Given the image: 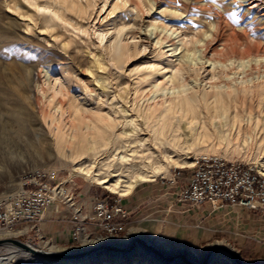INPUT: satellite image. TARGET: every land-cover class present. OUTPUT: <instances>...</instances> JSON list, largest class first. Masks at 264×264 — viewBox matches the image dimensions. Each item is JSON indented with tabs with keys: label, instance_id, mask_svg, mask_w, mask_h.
<instances>
[{
	"label": "rangeland",
	"instance_id": "obj_1",
	"mask_svg": "<svg viewBox=\"0 0 264 264\" xmlns=\"http://www.w3.org/2000/svg\"><path fill=\"white\" fill-rule=\"evenodd\" d=\"M262 13L264 0H0V201L7 200L21 190L22 177L37 168L57 172L58 181L63 182L66 193L73 200L76 195L83 197L84 191L87 196H104L110 192L74 171L72 161L77 159L66 157L70 152L68 138L73 135L72 128H76L77 124L73 109H77L80 118L88 124L77 130L84 140L91 139V135L99 131L91 120L95 115H108L116 122L107 151L94 157L91 150H88L86 155L81 156L82 162L93 166L94 170L102 174L111 171L107 165L112 160L111 153L119 151L117 146L120 143L116 138L118 133L138 128L131 143V150H139L136 157L143 149L146 152L143 146H139L140 143L147 138L151 143L154 142L153 132L148 129V125H144L138 113L147 103L161 98L159 93L149 91V83L157 82L172 88L173 75L179 76L176 74L178 57L170 55L168 47L155 43V30H151V25L159 26L156 32L161 26L173 31L172 37L178 36L174 38L175 42L178 39L188 42L200 40L212 33L213 26L221 19L227 23L224 27L226 32L235 33L239 37L247 33L248 41L259 42L264 48ZM217 46H220V42ZM122 53L121 61L117 62V55ZM206 55L210 56V52ZM96 61L101 63V68L96 69ZM208 65L205 63L200 69L188 70L181 84L202 89L222 81L224 74L213 82L212 78L217 74ZM231 71L240 72L236 68ZM263 71L251 68L246 71L250 75L243 74L242 80L256 76L257 72L262 74ZM240 77L236 78L237 83ZM251 81L255 83L256 79ZM245 103V115L251 110L255 122L264 109V100L260 101L253 96ZM58 106L63 113L57 109ZM242 123L240 128L245 137L252 134L251 137L255 138V132L259 135L263 128L261 120L258 126L247 121L245 124V120ZM57 125L68 141L58 142ZM213 141L211 139L207 147L203 146L195 152L189 151L188 154H185L188 152L185 145L180 147L184 148V152L170 148L166 151L180 162L186 157L193 161L201 156H217L256 167L257 147L251 145L249 150H237L234 146L239 141L232 142L233 145L229 147H215ZM82 144L86 142L80 141L78 146ZM156 160L157 157H152L155 164ZM93 161L95 164H91ZM178 169L184 174V179L180 181H184L192 166H170L164 177L158 176L152 182L169 180ZM126 172L121 174L122 179L135 173ZM112 173L119 174L118 171ZM116 178L110 176V179ZM147 183L139 182L134 188ZM123 198L121 196V202ZM39 235L16 239L26 244V241L37 244V247H32L41 251L64 253L86 251L83 239L98 237L118 240L112 243L115 247L127 249L134 245L137 248L141 245L133 244V238L139 237L163 255L183 254L192 264H233L220 250L206 259L207 252L219 245L231 248L243 264H264V252L243 253L222 238L211 239L207 244L195 248L166 246L159 238L146 235L135 221L128 222L126 228L114 237L91 230L88 236L81 235L78 240L71 239L69 243L53 242ZM9 238L4 235L0 239ZM107 254H111V251L102 249L85 256L102 257ZM0 264L75 263L37 257L12 244H3L0 245ZM165 264L186 263L182 258H177L165 261Z\"/></svg>",
	"mask_w": 264,
	"mask_h": 264
},
{
	"label": "bare ground",
	"instance_id": "obj_2",
	"mask_svg": "<svg viewBox=\"0 0 264 264\" xmlns=\"http://www.w3.org/2000/svg\"><path fill=\"white\" fill-rule=\"evenodd\" d=\"M249 8L252 9V7ZM261 16H264V13H262ZM151 26V30H155V43L159 46L163 45V47H168L167 51L170 52V55L178 57L176 74L179 75H173L172 88L164 87L157 82H150L149 91L151 93H159V98H161L160 100H153L147 103V106L138 112L144 125H148V129L153 132L154 142L152 141L151 143L147 138L143 143H140L139 146H143L146 152L144 153L143 149L141 154L136 157L135 155L139 150H131L132 138L137 134L136 130L138 128L135 127L136 125L133 126L135 128L130 132L123 130V132L118 133L116 138L119 141L118 143H120V145L117 146L119 151H115L114 154L111 153L112 160L108 163L107 169L111 168V171H118L119 174L112 173L111 175V171L109 170L102 174L100 171L94 170L93 166H87L82 162L81 156L84 154L86 155L88 150H91L94 157L107 151L112 140L116 122L108 115H95L91 120L92 123L96 125V130L99 131L93 133L90 137L91 139L84 140L81 139V134L77 132V130L81 128L82 125L87 127L88 124L80 118L77 109H73L77 124L75 125L76 128H72L73 135L68 138L70 152L66 154L67 158L74 157L75 160L77 159V161H72V169L85 179L91 180L108 191L116 193L119 196H126L137 183L151 182L158 176L164 177L168 173L170 166L194 165L196 159L190 161L188 160L189 158L185 156L186 158H184V161L180 162L169 155L166 151L167 148L173 151L180 149L181 152H184L185 148L188 151L185 154H188L190 153L189 151L195 152V150H201L203 146L207 147L209 141L213 139V145L215 147H229V145H233L232 142L234 141H239L234 146V149L237 148V150H249L251 145H253L254 148L257 147L258 158L257 161H255L256 167L264 175V109L258 114L259 116L255 122L253 121L251 110L245 115V102L249 100V97L252 98L256 96L260 101L264 100V71L262 74L257 72L256 76L242 80L243 74L244 76L250 75V72L248 73L246 71H249L251 68L264 70V48L259 42L248 41L247 33H245L243 37H239L235 33L226 32L224 27L227 26V23L223 22L221 19H218L213 26L212 33L200 40H190L188 42L183 39H178L177 42H175L174 38L178 36L172 37L174 32H170L169 29L164 26H161L158 32L156 31L159 29V26H155L154 24ZM164 31V35L159 37ZM152 33L153 32H151V34ZM209 36L210 38L207 39ZM218 42H220L219 47L217 46ZM177 51L179 52L176 53ZM182 52L183 54H181ZM198 52L200 54L196 55ZM208 52H210V56L206 55ZM179 54L180 56H178ZM122 57L123 53L118 54L116 61L118 62ZM205 63H208V66H212L213 70L216 71L215 75H217L212 78L213 82L221 78L223 76H221V74H224V79L222 78L223 80L219 83L214 82L213 84H209L208 88L203 87L202 89L187 87V85L181 84V79L188 70L194 71L195 69H200L204 67ZM95 67L96 69L101 68V63L96 61ZM152 68L153 67H151V70ZM232 68H236L240 72H233L231 71ZM91 72H93L92 68ZM240 73L242 74L241 77L239 76ZM235 75H237V77H235ZM239 77L241 79L237 83L236 78ZM253 78L256 79L255 83L251 81ZM50 103L49 100L48 105H50ZM57 109L61 111L60 106H58ZM244 120L245 124L247 121L248 123H255V126H258L261 120L263 125L261 133L259 135L256 134L257 128L255 130V138L251 137L252 134L248 137L246 135L245 137L240 128ZM56 127L58 142L65 141L67 139L66 136L62 135V130L58 125ZM76 139L78 140L77 143H75ZM80 141H85L86 144L78 146ZM182 145H185L184 148H180ZM59 146L58 144V147ZM58 151H60V149H58ZM129 151L132 152L129 153ZM111 155H109L108 158H110ZM154 156L158 158L156 164L152 161V157ZM91 164H95V161ZM101 167H103V165H101ZM139 169L140 172L136 173ZM125 171H132L135 173L132 176H128L127 179H122L121 174ZM110 176H116L117 178L110 179ZM2 236H4V234ZM114 241L118 240L100 237L96 239H83V248H85L86 251H91L89 254L103 248H117V250H110L111 254L102 257L93 255L84 256L74 263L165 264V261H163L164 259L150 247L140 244L141 246L137 248H134L133 245L127 249H123L113 246L112 243ZM49 248L57 250L54 246H49ZM26 252L30 253L28 251Z\"/></svg>",
	"mask_w": 264,
	"mask_h": 264
},
{
	"label": "built area",
	"instance_id": "obj_3",
	"mask_svg": "<svg viewBox=\"0 0 264 264\" xmlns=\"http://www.w3.org/2000/svg\"><path fill=\"white\" fill-rule=\"evenodd\" d=\"M181 175L182 171L178 169L175 176ZM22 179L21 190L0 201V237L3 234L10 238L39 237L40 220L47 206L56 201L74 206L72 197L68 196L54 170L37 168ZM176 200L196 209L209 203L214 210L231 207L257 210L264 215V175L252 164L201 156L192 166L187 183L178 191ZM127 215L121 196L108 192L94 200L89 213L73 208L72 239L88 236L91 230L106 236H118L126 228Z\"/></svg>",
	"mask_w": 264,
	"mask_h": 264
},
{
	"label": "crops",
	"instance_id": "obj_4",
	"mask_svg": "<svg viewBox=\"0 0 264 264\" xmlns=\"http://www.w3.org/2000/svg\"><path fill=\"white\" fill-rule=\"evenodd\" d=\"M183 177L182 173L166 181L136 186L121 202L128 212L125 224L138 222L146 235L159 238L166 246L195 248L211 239L222 238L243 253L264 252V215L261 212L231 207L214 210L209 203L198 209L191 208L188 203L176 200L178 191L188 180L180 181ZM102 196H87L84 191L83 197H74V206L68 202H53L41 217V234L53 242L70 243L73 208L89 213L94 200Z\"/></svg>",
	"mask_w": 264,
	"mask_h": 264
},
{
	"label": "water",
	"instance_id": "obj_5",
	"mask_svg": "<svg viewBox=\"0 0 264 264\" xmlns=\"http://www.w3.org/2000/svg\"><path fill=\"white\" fill-rule=\"evenodd\" d=\"M6 243L19 246L22 249L30 252L31 254H33L37 257H42V258L51 259V260H55V261L64 260V261H68L71 263L77 262L79 258H82L91 252V251L64 252V253L47 252V251L38 250L37 248H34V247L30 246L29 244H26V243H24V242H22L16 238H9L6 240H0V245L6 244ZM134 243H139L143 246L150 247L151 249L155 250L165 261H173L177 258H182L186 264H192L191 260L183 254L169 255V256L163 255L160 251L156 250L150 244H148L146 241H144L143 239H141L139 237L133 238V244ZM103 249H107V250H111V251L117 250V248H103ZM99 250H102V249H99ZM218 250L224 252V254L229 259H231L233 264H243L231 248L226 247V246H219V245L212 247L207 252L206 259H208L211 255H213L214 252H216ZM92 251H94V250H92Z\"/></svg>",
	"mask_w": 264,
	"mask_h": 264
},
{
	"label": "snow or ice",
	"instance_id": "obj_6",
	"mask_svg": "<svg viewBox=\"0 0 264 264\" xmlns=\"http://www.w3.org/2000/svg\"><path fill=\"white\" fill-rule=\"evenodd\" d=\"M41 11H43V10L41 9Z\"/></svg>",
	"mask_w": 264,
	"mask_h": 264
}]
</instances>
